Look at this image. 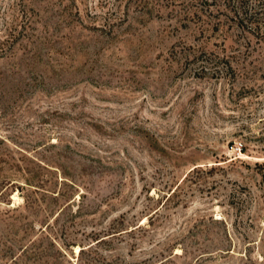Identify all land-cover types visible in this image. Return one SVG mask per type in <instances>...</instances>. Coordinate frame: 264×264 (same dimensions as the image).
Returning a JSON list of instances; mask_svg holds the SVG:
<instances>
[{
    "label": "rangeland",
    "instance_id": "1",
    "mask_svg": "<svg viewBox=\"0 0 264 264\" xmlns=\"http://www.w3.org/2000/svg\"><path fill=\"white\" fill-rule=\"evenodd\" d=\"M0 264H264V0H0Z\"/></svg>",
    "mask_w": 264,
    "mask_h": 264
},
{
    "label": "built area",
    "instance_id": "2",
    "mask_svg": "<svg viewBox=\"0 0 264 264\" xmlns=\"http://www.w3.org/2000/svg\"><path fill=\"white\" fill-rule=\"evenodd\" d=\"M238 148H240V147H238Z\"/></svg>",
    "mask_w": 264,
    "mask_h": 264
}]
</instances>
